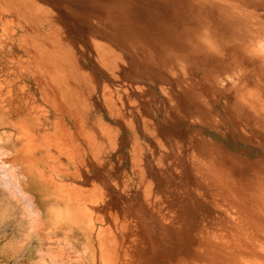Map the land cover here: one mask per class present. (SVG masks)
Listing matches in <instances>:
<instances>
[{"label":"bare ground","instance_id":"bare-ground-1","mask_svg":"<svg viewBox=\"0 0 264 264\" xmlns=\"http://www.w3.org/2000/svg\"><path fill=\"white\" fill-rule=\"evenodd\" d=\"M0 239L264 264V0H0Z\"/></svg>","mask_w":264,"mask_h":264},{"label":"rangeland","instance_id":"rangeland-1","mask_svg":"<svg viewBox=\"0 0 264 264\" xmlns=\"http://www.w3.org/2000/svg\"><path fill=\"white\" fill-rule=\"evenodd\" d=\"M25 236H26V232H25ZM5 242H6V240L0 239V245H1V247H0V264H27V262H26V240L25 241L23 240V242H21V243H18V241H15L17 244L14 245V243H13L12 247H10V248H9V246H11V244H9V243L6 244ZM7 245H8V247H7Z\"/></svg>","mask_w":264,"mask_h":264}]
</instances>
